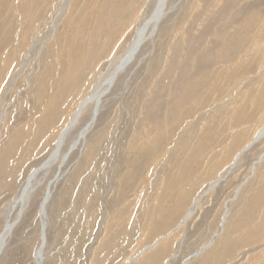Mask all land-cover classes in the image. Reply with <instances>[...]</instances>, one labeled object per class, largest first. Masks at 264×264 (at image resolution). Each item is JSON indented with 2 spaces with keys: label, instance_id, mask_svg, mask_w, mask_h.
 Masks as SVG:
<instances>
[{
  "label": "rangeland",
  "instance_id": "374dc122",
  "mask_svg": "<svg viewBox=\"0 0 264 264\" xmlns=\"http://www.w3.org/2000/svg\"><path fill=\"white\" fill-rule=\"evenodd\" d=\"M157 2L0 0V264H264V0H168L70 151Z\"/></svg>",
  "mask_w": 264,
  "mask_h": 264
},
{
  "label": "bare ground",
  "instance_id": "6f19581e",
  "mask_svg": "<svg viewBox=\"0 0 264 264\" xmlns=\"http://www.w3.org/2000/svg\"><path fill=\"white\" fill-rule=\"evenodd\" d=\"M167 1L168 0H158L157 5H156L152 15L149 18H147V20L144 21L145 23L139 28L134 41L131 43L130 47L126 50V52L120 57L119 62L115 66L114 70L109 74V77L106 79L104 84L101 86V89L95 93H92L87 99H85L84 101L81 102L78 111L76 112V114L74 115V117L71 121L73 123L76 122V120L78 118L77 115H79L78 114L79 111L83 109V107L87 104V102L94 101L95 102V108H94L93 116H92L90 122L81 131L78 138L73 142L72 146L70 147L71 152L74 151L75 148L79 144H82L84 142L86 134L89 132L92 125L94 124V121H95V118H96V115L98 112L99 103H100L102 97L109 90L110 86L114 83L117 75L120 72H122L124 69H126L134 61V59L137 57L141 47L144 45V43L153 37L154 31H155V29H157L156 27L158 26L157 24H159L158 22H160V19H162V16L164 15V10H165ZM150 28H151V30H150ZM225 70H226L225 68L222 69L220 71V74H223L225 72ZM215 84L216 83L213 82L212 86ZM70 129H71V127L63 129L62 135H61V137H59V140H58L57 148H55L56 150L52 154V155H54L55 158L59 154V151H60V148H61V145L63 142V138H65V134L67 132H69ZM48 166H49V160L47 159L46 161L43 162V164L40 168H38L34 173H32L30 175V177L26 181V184L22 188L20 195L17 197V199H15V202L13 203L14 204L13 207L20 205L23 208L28 203L26 201L29 198V194H30V191L32 189V184L34 183V180H35L34 178H36L35 176H37V173L39 170H41V169L43 170ZM48 197H49V194L45 197V199L42 203V207H41V213H42L43 218L46 215V206H47V202H48ZM17 220H18V217L14 221H8L6 223L3 231L0 234V258H1L3 251H4L5 246L7 245L8 241L11 237L12 231H13L16 223H17ZM45 227H46L45 222H43L42 223L43 230H42L41 245H40V247L36 253V261L38 264H41L43 259H44V246L46 243L45 242L46 241Z\"/></svg>",
  "mask_w": 264,
  "mask_h": 264
}]
</instances>
